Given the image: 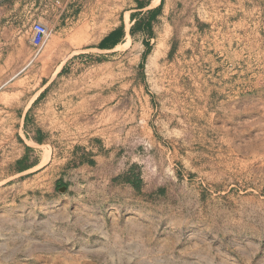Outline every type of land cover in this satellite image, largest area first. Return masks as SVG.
I'll return each mask as SVG.
<instances>
[{
	"label": "rangeland",
	"instance_id": "rangeland-1",
	"mask_svg": "<svg viewBox=\"0 0 264 264\" xmlns=\"http://www.w3.org/2000/svg\"><path fill=\"white\" fill-rule=\"evenodd\" d=\"M129 4L110 1L113 14L96 34L103 16H76L67 34L84 36L70 42H93ZM40 17L49 16L0 15L13 61L29 48L27 67L13 64L8 74L58 65L35 61L52 34ZM152 21L135 22L115 52L79 53L59 73L70 76L75 118L54 132L52 166H73V146L80 153L91 142L108 175L140 180L133 206L113 212L134 215L132 254L115 253L121 224L107 222L110 211L94 207L103 220L76 233L71 220H54L73 211L55 204L58 190L45 188L42 199L9 181L0 185V264L37 256L36 264H264V0H166ZM15 138L8 132V150ZM155 244L171 257L152 254Z\"/></svg>",
	"mask_w": 264,
	"mask_h": 264
},
{
	"label": "crops",
	"instance_id": "crops-1",
	"mask_svg": "<svg viewBox=\"0 0 264 264\" xmlns=\"http://www.w3.org/2000/svg\"><path fill=\"white\" fill-rule=\"evenodd\" d=\"M110 1L114 0H0V15L14 16L31 11L48 14L49 17H40V20L52 34L36 55L35 61L42 65L58 64L53 70H44V74H8L13 71V64H25L27 67L29 48L26 47L24 54L21 50L20 57L13 61V41L8 40V19L4 21L3 37L0 38V185L8 186L9 181H19L16 185L27 191L34 189L42 193V199L45 188H50L55 193L58 190L59 194L53 198L55 204L62 210L70 207L73 211L71 214L54 216V220L58 219L62 223L71 220L76 233L86 230L91 222L103 220L98 213L93 214L94 207L110 211L106 216L107 222L121 224L112 231V237L115 236L120 241L119 244L114 243L119 247V251L115 253L125 255L132 254V250L127 249L131 246L126 241L131 238L127 228L134 221V215L113 212L119 208L122 210L124 206H133L136 194L134 187L119 180L118 177L122 174L108 175L105 166L100 165L107 161L106 156L91 142H84L79 149L80 153L77 152V146H73V166L58 171L52 166L58 151L54 132L58 131L57 128L69 126L75 118L72 90L67 86L70 76L59 74L62 65L79 53L103 55L115 52L128 37L131 39V35L134 36L132 26L135 22L143 26L153 24L152 20L159 19L163 14L166 2L127 0L129 6L121 8V19L112 28L93 42L88 40L79 46L72 44L69 40L71 37L76 39L84 36L82 30L71 35L72 28L69 25L75 17L95 14L103 16L92 32L96 34L108 24L109 14H113L108 5ZM69 31L71 34H67ZM13 130L19 138H15L12 148L8 150V132ZM89 152L93 155L87 156ZM62 187L65 188L63 192L60 191ZM50 196L53 197V194ZM167 251L169 252L165 246L157 249L155 244L152 254L168 259L171 254Z\"/></svg>",
	"mask_w": 264,
	"mask_h": 264
},
{
	"label": "trees",
	"instance_id": "trees-1",
	"mask_svg": "<svg viewBox=\"0 0 264 264\" xmlns=\"http://www.w3.org/2000/svg\"><path fill=\"white\" fill-rule=\"evenodd\" d=\"M144 6H141L143 8ZM131 34V32H130ZM124 182L132 185L134 189H139L140 187V180L136 176H131L130 174H126L124 177Z\"/></svg>",
	"mask_w": 264,
	"mask_h": 264
},
{
	"label": "bare ground",
	"instance_id": "bare-ground-1",
	"mask_svg": "<svg viewBox=\"0 0 264 264\" xmlns=\"http://www.w3.org/2000/svg\"><path fill=\"white\" fill-rule=\"evenodd\" d=\"M156 2H157V1H156ZM22 253H23V252H22ZM16 254H17V253H15V252L9 253V254H8V261L10 260V259H9L10 256H15ZM6 255H7V254H6ZM35 256H37V255H35ZM16 257H17V256H16ZM37 257L39 258V256H37ZM11 258H12V257H11ZM38 258L34 257V259L32 260V262L35 263V264L38 263V261H39ZM40 259H41V257H40ZM16 260H17V259H16ZM45 260H46V259H45ZM50 260H51L52 262H55L54 259L52 260V259L50 258L49 261H50ZM41 261H43V260H41ZM49 261H48V262H49ZM8 264H22V263H14L13 261H12V262L9 261ZM24 264H29V263L26 262V263H24ZM40 264H41V263H40ZM42 264H43V263H42ZM44 264H45V263H44ZM47 264H48V263H47ZM53 264H54V263H53Z\"/></svg>",
	"mask_w": 264,
	"mask_h": 264
},
{
	"label": "water",
	"instance_id": "water-1",
	"mask_svg": "<svg viewBox=\"0 0 264 264\" xmlns=\"http://www.w3.org/2000/svg\"><path fill=\"white\" fill-rule=\"evenodd\" d=\"M64 189H65V188H64V187H62V188H60V191H62V192H63V191H64Z\"/></svg>",
	"mask_w": 264,
	"mask_h": 264
}]
</instances>
